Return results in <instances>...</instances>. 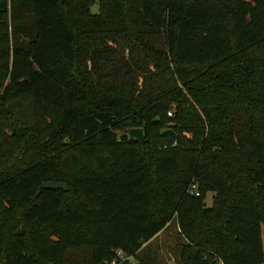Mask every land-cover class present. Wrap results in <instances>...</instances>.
<instances>
[{"label":"trees","instance_id":"trees-1","mask_svg":"<svg viewBox=\"0 0 264 264\" xmlns=\"http://www.w3.org/2000/svg\"><path fill=\"white\" fill-rule=\"evenodd\" d=\"M173 219L181 264H263L264 0H0V264H145Z\"/></svg>","mask_w":264,"mask_h":264},{"label":"rangeland","instance_id":"rangeland-1","mask_svg":"<svg viewBox=\"0 0 264 264\" xmlns=\"http://www.w3.org/2000/svg\"><path fill=\"white\" fill-rule=\"evenodd\" d=\"M91 12H98L97 3L91 5ZM126 55V51L124 53ZM89 66V63H86ZM4 131H7L10 135L13 131L9 127H5ZM144 140V138H143ZM190 195L195 194L189 192ZM215 197L212 193H206L203 201L206 208L212 206L213 198ZM156 237L146 242L138 253L137 260L145 264H181L180 256L182 253V246L186 244L185 239L180 235L175 219L170 221L167 226L163 229ZM261 245L263 247L264 254V233L261 234ZM125 263H134L136 259L131 257H125ZM264 264V259H263Z\"/></svg>","mask_w":264,"mask_h":264},{"label":"water","instance_id":"water-1","mask_svg":"<svg viewBox=\"0 0 264 264\" xmlns=\"http://www.w3.org/2000/svg\"><path fill=\"white\" fill-rule=\"evenodd\" d=\"M128 136L129 138H135L136 140L139 141V143L143 142V134H142V129L141 128H129L128 131ZM161 135L164 137L168 138L170 141L174 142L178 138V135L171 129V128H166L161 131ZM40 189H50V190H68V186L66 183L63 182H49V183H44L40 186Z\"/></svg>","mask_w":264,"mask_h":264},{"label":"built area","instance_id":"built-area-1","mask_svg":"<svg viewBox=\"0 0 264 264\" xmlns=\"http://www.w3.org/2000/svg\"><path fill=\"white\" fill-rule=\"evenodd\" d=\"M169 116L172 115L171 111H169L167 113ZM191 189H194V186L191 187ZM126 258L123 255V253L121 251H116V256L114 258H112L111 261L109 262H104L103 264H124L126 262Z\"/></svg>","mask_w":264,"mask_h":264}]
</instances>
